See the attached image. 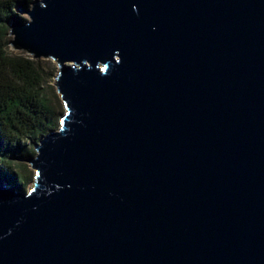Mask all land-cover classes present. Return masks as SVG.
I'll return each mask as SVG.
<instances>
[{"label":"water","instance_id":"1","mask_svg":"<svg viewBox=\"0 0 264 264\" xmlns=\"http://www.w3.org/2000/svg\"><path fill=\"white\" fill-rule=\"evenodd\" d=\"M22 10L65 111L0 180V264H264V0Z\"/></svg>","mask_w":264,"mask_h":264},{"label":"trees","instance_id":"2","mask_svg":"<svg viewBox=\"0 0 264 264\" xmlns=\"http://www.w3.org/2000/svg\"><path fill=\"white\" fill-rule=\"evenodd\" d=\"M31 1L0 0V180L22 189L30 176L24 183L18 180L14 160L33 156L35 145L58 128L62 115L47 93L55 66L11 49L9 23L24 21L16 10Z\"/></svg>","mask_w":264,"mask_h":264},{"label":"rangeland","instance_id":"3","mask_svg":"<svg viewBox=\"0 0 264 264\" xmlns=\"http://www.w3.org/2000/svg\"><path fill=\"white\" fill-rule=\"evenodd\" d=\"M27 8H30V4H28V6H26ZM27 9V8H23V7H18L16 12L19 16H21L24 21L28 20L29 17L28 15L23 12L22 9ZM10 40L13 38L12 36H9ZM11 49L13 51H17L16 49H14L12 46H11ZM53 66H55V71L53 72V76H50L48 78V82H47V93L49 95V97L54 101V104L56 105V107L62 111V114L63 112L65 111V108H64V104L61 100V97L57 94V91H56V88H55V83H56V75H57V67H56V64L55 62H52ZM26 160L28 159H15L14 160V165H15V171L17 173V177H18V180H20L22 183H24L26 181V176H30L29 179H28V182L25 186V190H29L32 186H33V182H34V177H35V170L30 166V164L28 162H26ZM26 164V166L24 165V163ZM26 168L28 171H26ZM30 172V173H29Z\"/></svg>","mask_w":264,"mask_h":264}]
</instances>
